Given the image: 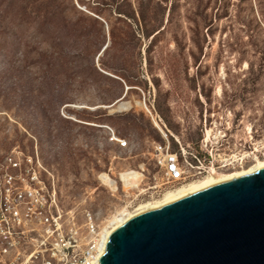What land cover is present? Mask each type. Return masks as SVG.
I'll list each match as a JSON object with an SVG mask.
<instances>
[{
    "label": "rangeland",
    "instance_id": "374dc122",
    "mask_svg": "<svg viewBox=\"0 0 264 264\" xmlns=\"http://www.w3.org/2000/svg\"><path fill=\"white\" fill-rule=\"evenodd\" d=\"M114 1L0 0V156L37 155L60 208L100 232L179 187L153 158L164 141L145 106L174 152L225 131L219 152L264 154V0H224L218 21L220 0Z\"/></svg>",
    "mask_w": 264,
    "mask_h": 264
},
{
    "label": "built area",
    "instance_id": "2783aa9c",
    "mask_svg": "<svg viewBox=\"0 0 264 264\" xmlns=\"http://www.w3.org/2000/svg\"><path fill=\"white\" fill-rule=\"evenodd\" d=\"M146 112L163 137L164 142L153 149V158L168 185L180 186L236 167L241 169L264 158L257 149L219 152L218 147L226 142L225 131H219L214 142L205 131L200 152H188L182 146L174 152L161 130L160 118L148 109ZM105 129L121 149L128 147V142L110 127ZM42 170L37 155L15 149L0 156V264H94L101 232L93 215L84 212L83 223L78 224L73 212H64L54 185L43 180Z\"/></svg>",
    "mask_w": 264,
    "mask_h": 264
},
{
    "label": "water",
    "instance_id": "95a60500",
    "mask_svg": "<svg viewBox=\"0 0 264 264\" xmlns=\"http://www.w3.org/2000/svg\"><path fill=\"white\" fill-rule=\"evenodd\" d=\"M98 264H264V168L132 217Z\"/></svg>",
    "mask_w": 264,
    "mask_h": 264
},
{
    "label": "bare ground",
    "instance_id": "6f19581e",
    "mask_svg": "<svg viewBox=\"0 0 264 264\" xmlns=\"http://www.w3.org/2000/svg\"><path fill=\"white\" fill-rule=\"evenodd\" d=\"M218 92H220V89L218 90ZM145 108L147 109L146 106H145ZM155 125L158 126V124H156V122H155ZM262 168H264V158L255 160L253 164H251L250 166H247L246 168L243 167L241 169H235V170H232L229 172L227 171V172H223V173H218L214 176L208 175V176H205L198 181L194 180V182H189L187 184L185 183V185L182 184L181 186H179L178 188H176L174 190L166 191L159 199L140 204L137 208H135L131 212H125V211L122 212L121 211L122 213L119 216L113 218L112 221L110 220L111 223L109 224V226H106L107 228H105L101 232V241H100V246H99V252L97 254V259H96L94 264H98V259L104 253L106 242H107L109 235L115 229H117L118 227H120L121 225L126 223L128 220H130L132 217H134L140 213H143L145 211L152 210V209L158 208L160 206H163L167 203H170V202L175 201V200H177L183 196H186L188 194H191L193 192L201 190V189H203L209 185H212L214 183L221 182V181L228 180V179H232V178L241 177V176H246V175L252 174V173H254L257 170L262 169Z\"/></svg>",
    "mask_w": 264,
    "mask_h": 264
},
{
    "label": "trees",
    "instance_id": "16d2710c",
    "mask_svg": "<svg viewBox=\"0 0 264 264\" xmlns=\"http://www.w3.org/2000/svg\"><path fill=\"white\" fill-rule=\"evenodd\" d=\"M120 0H115L114 1V3H117V2H119ZM124 1V0H123ZM222 1H224V0H220L219 2H220V6L217 8V12H216V15H215V20L216 21H218V20H220L221 18H223V16H225V9H226V7L227 6H225V3L223 4V6H222ZM202 4V3H201ZM221 7H222V10H223V14L222 15H218V12H220V9H221ZM206 8H207V5H205V6H201L200 5V7H199V9H200V11H199V19H200V24L203 26V28H206L207 29V35H211L212 34V28H213V26H214V24H213V20L212 19H210V18H208V16L207 15H205V12H206ZM117 14H119V15H125L124 13H122V11L121 10H119L118 11V9H117V12H116ZM48 19H50V18H48ZM47 19V20H48ZM107 49V47L103 50V52L105 51ZM162 143V142H161Z\"/></svg>",
    "mask_w": 264,
    "mask_h": 264
},
{
    "label": "flooded vegetation",
    "instance_id": "af4514ba",
    "mask_svg": "<svg viewBox=\"0 0 264 264\" xmlns=\"http://www.w3.org/2000/svg\"><path fill=\"white\" fill-rule=\"evenodd\" d=\"M230 170V169H229ZM226 171H228V170H226Z\"/></svg>",
    "mask_w": 264,
    "mask_h": 264
}]
</instances>
